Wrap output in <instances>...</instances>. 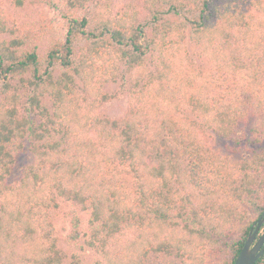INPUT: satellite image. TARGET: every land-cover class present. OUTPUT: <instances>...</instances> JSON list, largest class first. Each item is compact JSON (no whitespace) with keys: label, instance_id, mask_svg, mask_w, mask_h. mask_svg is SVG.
Listing matches in <instances>:
<instances>
[{"label":"trees","instance_id":"obj_1","mask_svg":"<svg viewBox=\"0 0 264 264\" xmlns=\"http://www.w3.org/2000/svg\"><path fill=\"white\" fill-rule=\"evenodd\" d=\"M112 1L51 0L64 35L0 7V264H82L59 246L62 204L100 264H234L264 211V0H145L122 15ZM121 61L132 88L113 118L104 86ZM242 124L248 156L208 144L207 130ZM26 145L32 162L8 181Z\"/></svg>","mask_w":264,"mask_h":264},{"label":"rangeland","instance_id":"obj_2","mask_svg":"<svg viewBox=\"0 0 264 264\" xmlns=\"http://www.w3.org/2000/svg\"><path fill=\"white\" fill-rule=\"evenodd\" d=\"M51 0H24L21 6L16 5L14 0H0V7L4 8L9 16L20 22L42 21L43 19L51 20L57 31L64 35L67 30V23L62 12L51 4ZM57 3L59 0H52ZM145 0H113L112 8L114 12L122 15L125 11L129 13L146 12ZM259 16L264 17V7L257 12ZM191 56L197 63H206L201 58L198 47L192 42H186ZM45 49V44L40 45V50ZM116 80L104 86V91L110 95V100L104 103L101 108L103 114L116 118L121 116L128 108L129 96L132 88L130 82V74L127 72V67L124 61H121L118 66ZM25 98V97H24ZM26 99V98H25ZM25 99L20 105V109L24 112ZM207 142L216 150L228 153L236 158L248 156L250 152L258 147L253 138L247 133L245 125H240L233 136L223 138L215 134L212 130H207ZM32 162V154L26 145L23 151L18 155L16 164L8 181L14 182L21 177L26 167ZM246 206V205H245ZM247 207V206H246ZM254 216L253 210L249 209V216ZM82 222L79 229L84 235L88 231V213H81ZM56 236L58 243L62 249L65 259L68 261L73 256H77L82 264H100L101 255L96 250L87 246L84 236L76 240L72 239L73 223L69 213V207L62 204L60 212L55 217ZM264 230V226L263 229Z\"/></svg>","mask_w":264,"mask_h":264},{"label":"water","instance_id":"obj_3","mask_svg":"<svg viewBox=\"0 0 264 264\" xmlns=\"http://www.w3.org/2000/svg\"><path fill=\"white\" fill-rule=\"evenodd\" d=\"M264 211L252 226L234 264H255L264 255Z\"/></svg>","mask_w":264,"mask_h":264}]
</instances>
